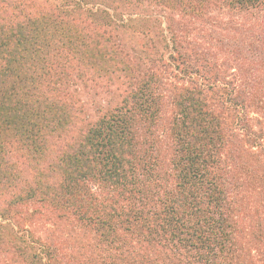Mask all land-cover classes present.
Returning <instances> with one entry per match:
<instances>
[{"label": "trees", "instance_id": "trees-1", "mask_svg": "<svg viewBox=\"0 0 264 264\" xmlns=\"http://www.w3.org/2000/svg\"><path fill=\"white\" fill-rule=\"evenodd\" d=\"M0 264H264V0H0Z\"/></svg>", "mask_w": 264, "mask_h": 264}, {"label": "rangeland", "instance_id": "rangeland-1", "mask_svg": "<svg viewBox=\"0 0 264 264\" xmlns=\"http://www.w3.org/2000/svg\"><path fill=\"white\" fill-rule=\"evenodd\" d=\"M160 17L163 18L161 14ZM80 97L86 103V109L88 113L90 115H95L96 104L106 105L112 96L111 93L109 92H102V89L100 88L96 89V88L88 87L85 88V91L80 93Z\"/></svg>", "mask_w": 264, "mask_h": 264}]
</instances>
